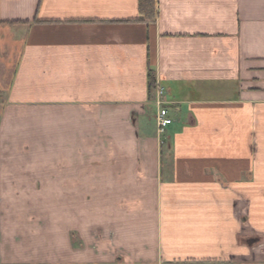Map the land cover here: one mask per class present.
<instances>
[{
  "label": "crops",
  "instance_id": "obj_1",
  "mask_svg": "<svg viewBox=\"0 0 264 264\" xmlns=\"http://www.w3.org/2000/svg\"><path fill=\"white\" fill-rule=\"evenodd\" d=\"M155 11L0 0V264H264V0Z\"/></svg>",
  "mask_w": 264,
  "mask_h": 264
},
{
  "label": "rangeland",
  "instance_id": "obj_2",
  "mask_svg": "<svg viewBox=\"0 0 264 264\" xmlns=\"http://www.w3.org/2000/svg\"><path fill=\"white\" fill-rule=\"evenodd\" d=\"M16 50V48H15V46H14V44L12 45V50H11V53H10V55L8 56V58H4L3 57V55L2 54H0V100H1V98H4V96H5V90H7V87H8V84H9V79H10V77H11V71H12V67L15 65V63H16V60H15V57H16V52H14ZM14 52V53H13ZM1 64H4V67L6 66V69L4 68H2V66H1ZM165 141V140H164ZM163 140H162V143L161 144H163V142H164ZM9 142V143H8ZM4 145H6L7 147H8V145H10V140L9 141H7V143H4ZM3 146V145H2ZM0 159H1V161H4V159H5V152L4 151H1L0 150ZM11 205V208L13 209V212H9L8 214H9V216L11 217L10 218V220L12 219V216L14 217L15 216V214H14V210L15 209H17L15 206H18V205H16V204H10ZM22 206V208L20 207V210H23V211H18L20 214H21V217H22V220H23V223L26 225V223H27V220L25 219V217H26V215H30V214H26V212L27 211H29V209H25V205L23 204V205H21ZM37 207V205L36 204H33V208L35 209ZM40 207V206H39ZM19 208V207H18ZM39 209V211L41 212V213H44L43 211H42V207H40V208H38ZM13 220V219H12ZM44 220H45V218H44ZM43 220V221H44ZM41 223V222H40ZM43 223V222H42ZM44 224V223H43ZM27 225H32V226H34L33 224H31V223H27ZM40 256H41V254H40ZM117 264V263H116Z\"/></svg>",
  "mask_w": 264,
  "mask_h": 264
},
{
  "label": "built area",
  "instance_id": "obj_3",
  "mask_svg": "<svg viewBox=\"0 0 264 264\" xmlns=\"http://www.w3.org/2000/svg\"><path fill=\"white\" fill-rule=\"evenodd\" d=\"M165 104V91L160 85L156 84L154 105L157 108V112L155 115V121L157 134L160 138L165 136L167 129L172 125V119L170 118Z\"/></svg>",
  "mask_w": 264,
  "mask_h": 264
},
{
  "label": "trees",
  "instance_id": "obj_4",
  "mask_svg": "<svg viewBox=\"0 0 264 264\" xmlns=\"http://www.w3.org/2000/svg\"><path fill=\"white\" fill-rule=\"evenodd\" d=\"M139 13L142 22L152 23L156 18L155 0H139ZM152 75H149V88L152 90L155 86Z\"/></svg>",
  "mask_w": 264,
  "mask_h": 264
}]
</instances>
